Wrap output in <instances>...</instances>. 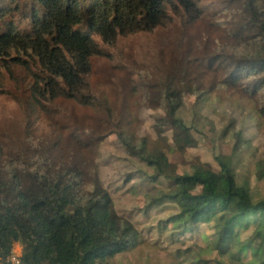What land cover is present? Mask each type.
Instances as JSON below:
<instances>
[{
    "label": "trees",
    "instance_id": "trees-1",
    "mask_svg": "<svg viewBox=\"0 0 264 264\" xmlns=\"http://www.w3.org/2000/svg\"><path fill=\"white\" fill-rule=\"evenodd\" d=\"M174 86L231 98L263 139L264 0H0V254L20 244L28 264H132L153 224L179 261L264 264V202L223 163L188 167L176 181L198 191L145 200L143 217L139 205L119 213L103 186L109 134L89 129L115 130L126 175L158 179L173 145L137 144L122 126L141 122L147 89L173 118L185 111ZM209 112L208 124L237 127ZM249 145L259 170L264 152Z\"/></svg>",
    "mask_w": 264,
    "mask_h": 264
},
{
    "label": "rangeland",
    "instance_id": "rangeland-1",
    "mask_svg": "<svg viewBox=\"0 0 264 264\" xmlns=\"http://www.w3.org/2000/svg\"><path fill=\"white\" fill-rule=\"evenodd\" d=\"M141 93H145L144 100H146L139 116L141 122L134 124L133 129L126 125H123L122 129L125 134H135L137 144L148 138L173 145L171 157L166 158L161 164L163 174L158 179H143L139 174L126 175L130 157L119 150L115 130L111 131L101 125L89 129L91 134L101 136L109 134L103 141L101 157L104 161L100 162L98 174L103 186L114 198V207L119 213L131 211L134 206L139 205L142 211L138 213L142 212L143 217L148 213L144 209L145 200L151 202L153 198L161 197L164 193L176 197L181 192L198 191L197 188L176 180L188 167L200 166L204 163L217 167V163L220 162L231 167L239 186L248 190L251 202L253 204L264 202V160L259 162L262 168L258 170L249 145L253 141V145H259L260 152H264V134L263 139L255 138L252 122L250 120L243 122L240 119V111L230 104L231 101L233 102L231 98L227 99L218 93L211 95L203 90L192 91L189 86H174L171 95L182 100L186 109L178 110L173 118L166 112L167 106L162 90L147 89ZM141 93L136 94L139 100ZM209 110L217 111L221 117L223 113L227 117H234L238 123L237 127L227 128L224 122H220L217 126L208 124L206 117L210 114ZM121 111L122 104L116 110V123L122 121ZM144 170L149 178L156 175L150 167H145ZM126 179L129 184L138 185L145 194L135 196L133 193L136 190L129 192L123 188ZM154 226L149 224L148 228L150 232L156 234V238L131 254L132 264H194L195 257L184 256L181 261L177 260L171 249H166L167 244L163 239L157 236ZM243 240L248 244V235H244ZM157 243L160 246L156 247ZM14 252L21 255L22 247L16 244ZM118 262L120 264V257ZM213 264H225V261L220 259Z\"/></svg>",
    "mask_w": 264,
    "mask_h": 264
},
{
    "label": "clouds",
    "instance_id": "clouds-1",
    "mask_svg": "<svg viewBox=\"0 0 264 264\" xmlns=\"http://www.w3.org/2000/svg\"><path fill=\"white\" fill-rule=\"evenodd\" d=\"M122 213V212H121ZM16 245V244H15ZM15 245H14V249H13V251L11 252V254L9 255V256H7V257H4L2 254H0V257L3 259V261H2V263L1 264H4V263H8V264H10V262H9V258L12 256V255H17L15 252H14V250H15ZM17 245H19V246H21L22 247V245H20V244H17ZM17 256H19L26 264H28V262H27V260H25L24 259V256H23V247H22V254L21 255H17Z\"/></svg>",
    "mask_w": 264,
    "mask_h": 264
},
{
    "label": "built area",
    "instance_id": "built-area-1",
    "mask_svg": "<svg viewBox=\"0 0 264 264\" xmlns=\"http://www.w3.org/2000/svg\"><path fill=\"white\" fill-rule=\"evenodd\" d=\"M3 259L0 257V264L2 263ZM10 264H26L19 256L17 255H12L9 258Z\"/></svg>",
    "mask_w": 264,
    "mask_h": 264
}]
</instances>
